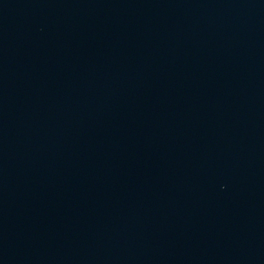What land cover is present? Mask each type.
<instances>
[{
	"label": "water",
	"instance_id": "95a60500",
	"mask_svg": "<svg viewBox=\"0 0 264 264\" xmlns=\"http://www.w3.org/2000/svg\"><path fill=\"white\" fill-rule=\"evenodd\" d=\"M0 264H264V0H0Z\"/></svg>",
	"mask_w": 264,
	"mask_h": 264
}]
</instances>
